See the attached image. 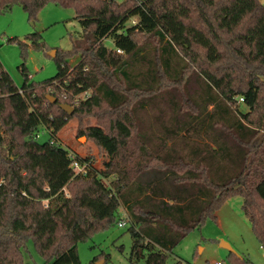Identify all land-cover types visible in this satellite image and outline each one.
<instances>
[{
    "label": "trees",
    "instance_id": "obj_1",
    "mask_svg": "<svg viewBox=\"0 0 264 264\" xmlns=\"http://www.w3.org/2000/svg\"><path fill=\"white\" fill-rule=\"evenodd\" d=\"M48 3L73 9L82 31L69 49L46 46L40 32L26 35L35 48L56 49L57 74L45 81H32L23 62L18 86L0 61V264H32L29 241L46 264H83L78 244L121 221L134 256L167 264L191 230L237 195L264 250V4L0 0V13L19 4L33 21ZM52 89L56 103L47 98ZM76 98L74 114L60 107ZM98 98L147 149L145 158L98 170L60 142L58 132ZM40 127L51 135L44 142ZM73 160L87 171L77 173ZM228 258L251 263L234 252Z\"/></svg>",
    "mask_w": 264,
    "mask_h": 264
},
{
    "label": "rangeland",
    "instance_id": "obj_2",
    "mask_svg": "<svg viewBox=\"0 0 264 264\" xmlns=\"http://www.w3.org/2000/svg\"><path fill=\"white\" fill-rule=\"evenodd\" d=\"M81 31L82 27L71 8L48 3L39 12L38 19L30 21L22 6L16 4L11 11L0 13V61L18 86H22L25 79L20 67L23 62L32 81H45L57 74L56 62L46 48L33 47L26 40V35L40 32L46 46L68 49L80 37ZM13 38L26 42V50L19 42L10 41ZM105 43L112 46L110 40ZM79 59L77 55L71 58L70 63L75 65ZM49 94L60 95L53 89ZM106 107L99 98L89 107L86 106L58 132L60 142L73 154L92 157L99 169H108L113 165L125 168L137 159L145 158L146 150L135 144L133 132L116 118L104 114ZM238 110L246 114L249 107L242 104ZM38 133L40 142L51 136L44 127H40ZM105 183L108 184V181L105 180ZM242 201V197L238 195L229 198L217 211V219H208L200 228L188 233L169 254L167 264H174L178 260L194 264H214L217 261L229 263L230 251L221 245L222 242L229 243L236 254L247 257L250 264H264V250L242 211ZM119 215L123 220L126 219L122 207L119 208ZM128 227L112 225L95 233L90 240L80 242L78 252L81 262L88 263L104 253L107 258L100 259L97 263L143 264V259L132 254L133 237ZM27 246L24 251L26 261L46 264L32 241Z\"/></svg>",
    "mask_w": 264,
    "mask_h": 264
},
{
    "label": "water",
    "instance_id": "obj_3",
    "mask_svg": "<svg viewBox=\"0 0 264 264\" xmlns=\"http://www.w3.org/2000/svg\"><path fill=\"white\" fill-rule=\"evenodd\" d=\"M49 55L54 57L56 54V49H52L49 52ZM52 103H56L58 101L57 97L53 96V95H48L47 97ZM60 107L66 111L68 114L72 115L75 112V107L68 104V103H60ZM223 247L228 248L230 252H234V250L231 248V246L229 245V243L227 242H222L221 244ZM235 253V252H234ZM97 264H103L102 261L98 262Z\"/></svg>",
    "mask_w": 264,
    "mask_h": 264
},
{
    "label": "built area",
    "instance_id": "obj_4",
    "mask_svg": "<svg viewBox=\"0 0 264 264\" xmlns=\"http://www.w3.org/2000/svg\"><path fill=\"white\" fill-rule=\"evenodd\" d=\"M84 94H86V93H84ZM64 98H66L65 96H64ZM244 100V98L243 97H239V101H243ZM78 100H77V98L74 100V102H73V104L74 105H77L78 104ZM37 137H39V133L37 134ZM70 157L71 158H73V154H71L70 155ZM89 164H87V163H85V164H80L77 160H73V162H72V168L77 172V173H84V172H86L87 170V166H88ZM126 225V222L125 221H121L120 223H119V227H124ZM214 264H231L230 262L229 263H227V262H224V261H217V262H215Z\"/></svg>",
    "mask_w": 264,
    "mask_h": 264
},
{
    "label": "crops",
    "instance_id": "obj_5",
    "mask_svg": "<svg viewBox=\"0 0 264 264\" xmlns=\"http://www.w3.org/2000/svg\"><path fill=\"white\" fill-rule=\"evenodd\" d=\"M263 4H264V0H260ZM69 49V48H68ZM95 100H97V99H95ZM94 100V101H95ZM94 101H92V102H94ZM92 102L90 103V104H88L87 105V107H89L91 104H92ZM144 147V146H143ZM145 148V147H144ZM145 150H146V155L145 156H147L148 155V151H147V149L145 148ZM94 167L96 168V169H98V170H105V169H99V168H97L96 167V165H95V163H94ZM123 208V210H124V214H125V216H127V210H126V208L125 207H122Z\"/></svg>",
    "mask_w": 264,
    "mask_h": 264
}]
</instances>
